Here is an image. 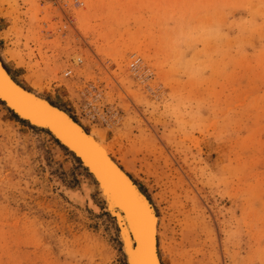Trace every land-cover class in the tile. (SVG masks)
I'll return each instance as SVG.
<instances>
[{
  "label": "rangeland",
  "instance_id": "1",
  "mask_svg": "<svg viewBox=\"0 0 264 264\" xmlns=\"http://www.w3.org/2000/svg\"><path fill=\"white\" fill-rule=\"evenodd\" d=\"M78 1L0 0L7 68L149 196L164 264H264V0ZM85 170L0 102V264H125Z\"/></svg>",
  "mask_w": 264,
  "mask_h": 264
},
{
  "label": "bare ground",
  "instance_id": "2",
  "mask_svg": "<svg viewBox=\"0 0 264 264\" xmlns=\"http://www.w3.org/2000/svg\"><path fill=\"white\" fill-rule=\"evenodd\" d=\"M82 61L83 59L80 56L77 65L82 63ZM0 66L8 75V78L18 85L19 88L61 109L89 135L93 142H95L96 154L92 155L90 153L84 156L79 153L76 155L73 154L58 141L60 145L67 149L66 151L71 153L79 162L80 160L77 156L82 157L83 162H80V165H82L90 175L89 179L83 178L84 180L80 185V189H71L68 194L72 195V197L78 201H88V207L93 209L95 214L104 212L114 221V227L117 230L124 254L125 264H164L160 253V215L157 214L153 201L143 189L139 187L129 172L114 158L109 147L97 134L85 128L81 121L73 119V115L69 111L51 103L49 98L42 96L26 85L18 82L7 68L1 53ZM71 69L75 71L74 67ZM7 91L11 92L12 90L10 91L6 83L0 78V102L3 103L10 112H13L11 110L14 107L13 101L9 97L12 96L13 93L11 92L8 96ZM5 100L7 102H4ZM18 117L28 122L31 126H34V128L48 132L57 140L56 137H58V134H55L57 132L55 128H48L45 124H40L32 119L30 120L27 116L22 114ZM87 166H90V168H87ZM91 179L93 180L92 183L90 182L92 181ZM94 189L98 190V195L103 203H100L94 197ZM131 232L134 237H132ZM135 241H137V245L134 247L133 243Z\"/></svg>",
  "mask_w": 264,
  "mask_h": 264
},
{
  "label": "water",
  "instance_id": "3",
  "mask_svg": "<svg viewBox=\"0 0 264 264\" xmlns=\"http://www.w3.org/2000/svg\"><path fill=\"white\" fill-rule=\"evenodd\" d=\"M0 78L6 83L8 89L13 93L9 96L11 92L7 91V95L13 101V108L11 109L14 114L20 116V114L27 116L30 120H35L40 124H45L46 126L53 127L58 134L56 139L70 150L73 154H81L86 156V154H96L95 152V142L90 139L89 135L71 119L65 112L61 109L54 107L46 100L39 98L38 96L21 89L8 78V75L0 66ZM4 102H7L6 100ZM97 149V148H96ZM80 162H83L81 156H77ZM90 168V166H87ZM132 237H134L131 232ZM137 241L133 243L135 247Z\"/></svg>",
  "mask_w": 264,
  "mask_h": 264
},
{
  "label": "trees",
  "instance_id": "4",
  "mask_svg": "<svg viewBox=\"0 0 264 264\" xmlns=\"http://www.w3.org/2000/svg\"><path fill=\"white\" fill-rule=\"evenodd\" d=\"M17 80V79H16ZM18 82H20V81H18ZM50 101H51V103H53V104H55V105H58V104H56V103H54L51 99H49ZM58 106H60V105H58ZM63 108V107H62ZM65 109V108H64ZM65 110H67V109H65ZM68 111V110H67ZM12 114H13V116L17 119V120H19V121H21V122H23V123H25V124H27V125H29L30 127H32V128H34V126H31L28 122H26L25 120H22V119H20L16 114H14L13 112H11ZM73 117V119H76V117H74V116H72ZM77 121H79L78 119H76ZM34 129H37V128H34ZM55 142L57 143V144H59L60 145V143L58 142V140H55ZM61 146V145H60ZM64 150H67V149H65L63 146H61Z\"/></svg>",
  "mask_w": 264,
  "mask_h": 264
},
{
  "label": "built area",
  "instance_id": "5",
  "mask_svg": "<svg viewBox=\"0 0 264 264\" xmlns=\"http://www.w3.org/2000/svg\"><path fill=\"white\" fill-rule=\"evenodd\" d=\"M78 1V0H77ZM78 3H82L81 1H78ZM80 62V61H79ZM72 73V69L71 68H65L64 69V76H68Z\"/></svg>",
  "mask_w": 264,
  "mask_h": 264
}]
</instances>
